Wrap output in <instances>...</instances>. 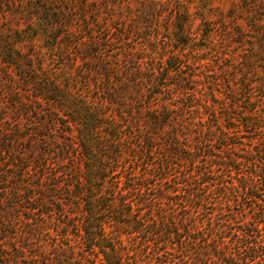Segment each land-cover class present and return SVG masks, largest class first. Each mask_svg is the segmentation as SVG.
Returning a JSON list of instances; mask_svg holds the SVG:
<instances>
[{"label": "trees", "instance_id": "16d2710c", "mask_svg": "<svg viewBox=\"0 0 264 264\" xmlns=\"http://www.w3.org/2000/svg\"><path fill=\"white\" fill-rule=\"evenodd\" d=\"M195 1L210 40L211 0ZM189 3L0 0V264H264V165L232 196L237 229L211 238L194 218L167 217L151 184V170L170 168L153 165V149L163 138L181 149L177 112L203 94L183 72L194 67L183 54ZM253 46L228 85L252 108L241 124L264 131V76L253 72L264 70V39ZM123 236L137 239L130 250ZM135 249L152 257L142 263Z\"/></svg>", "mask_w": 264, "mask_h": 264}, {"label": "rangeland", "instance_id": "374dc122", "mask_svg": "<svg viewBox=\"0 0 264 264\" xmlns=\"http://www.w3.org/2000/svg\"><path fill=\"white\" fill-rule=\"evenodd\" d=\"M186 1H190V17L185 29L188 38L183 54L185 64H192L194 67L189 66L183 72L196 75L201 83L197 87L203 89V94L195 93L194 96L198 98L195 102L197 105L192 110L177 112V124L174 123V126L181 130L179 134H185L178 137L184 144L181 149L170 150V138L161 139L160 147L153 149V165L159 159L170 168L168 173L164 171V175L162 171L151 170L152 174H157L152 178L154 181L151 184L158 194L164 196L163 211L167 212V217L194 218L195 228L200 229L198 225L202 224L203 235L211 238L213 235H210V232L214 234L217 228H225L226 231L231 225L237 229L239 218L228 217L232 213L238 215L239 211L237 203L232 201V196L234 192H242L245 178L264 165V153L261 152L264 150V131H253L241 124L244 119H241L240 114L249 115L247 110L252 108L248 106L249 103L242 101L243 96L232 93L237 83L228 85V82H232L242 72L237 62L243 60L239 55L243 48L249 50L251 43L254 44L253 47H257L260 40L264 39V0H211L213 10L208 16L215 22V30L210 40L202 36L204 26L200 14H203L205 9L197 7L195 0H182ZM0 25L4 29L6 23ZM262 53L264 58V50ZM152 55L153 53L149 54L150 57ZM259 62L262 64V61ZM55 66H58L57 63ZM253 72L255 75L264 76V70L261 68ZM213 73L219 77L214 100L207 87L208 82L212 80L209 76L216 77ZM206 165L211 167L213 175L209 176V182L198 184L195 179L202 177ZM187 173L191 177H186ZM158 176L159 179H155ZM215 177L217 180H214ZM222 184L226 185V188H222ZM127 190L123 189L122 192H130ZM189 193L195 194L193 208L190 207L191 203L186 202ZM205 194V199L198 198ZM131 197L136 203L138 200L142 201L138 195ZM221 222L227 225L224 226ZM122 238L129 250L137 240L135 238L136 240L127 241L124 236ZM135 250V257L143 260L142 263L152 257L150 254L146 256L142 249Z\"/></svg>", "mask_w": 264, "mask_h": 264}]
</instances>
